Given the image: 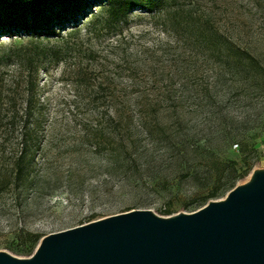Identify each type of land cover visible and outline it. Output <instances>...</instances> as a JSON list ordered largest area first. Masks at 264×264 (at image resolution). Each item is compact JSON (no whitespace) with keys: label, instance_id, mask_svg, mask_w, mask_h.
<instances>
[{"label":"rangeland","instance_id":"rangeland-1","mask_svg":"<svg viewBox=\"0 0 264 264\" xmlns=\"http://www.w3.org/2000/svg\"><path fill=\"white\" fill-rule=\"evenodd\" d=\"M84 21L38 40L64 54L39 66L26 116V83L0 62V251L19 258L40 242L30 233L222 200L228 190L210 193L232 161L248 169L235 186L264 172V0H167L110 28ZM29 40L0 31V54Z\"/></svg>","mask_w":264,"mask_h":264},{"label":"water","instance_id":"water-1","mask_svg":"<svg viewBox=\"0 0 264 264\" xmlns=\"http://www.w3.org/2000/svg\"><path fill=\"white\" fill-rule=\"evenodd\" d=\"M0 264H264V172L222 200L170 217L132 209L49 233Z\"/></svg>","mask_w":264,"mask_h":264},{"label":"trees","instance_id":"trees-1","mask_svg":"<svg viewBox=\"0 0 264 264\" xmlns=\"http://www.w3.org/2000/svg\"><path fill=\"white\" fill-rule=\"evenodd\" d=\"M167 0H0V31L26 29L30 32V40L27 43H13L0 54V62L15 64L18 68L17 75L13 77L15 85L24 81L27 86V99L24 101L23 115L30 112L29 97L32 95V87L35 77L39 72V66L46 60L60 61L64 52L59 48L42 46L38 41L43 36H49L55 32L58 24L67 18L82 15L85 17L84 24L88 27L110 28L124 21L128 14L136 8L145 9L149 12L162 10ZM89 6H94L92 10ZM90 9V11H88ZM89 12V13H88ZM77 21V19H76ZM83 24V25H84ZM82 25L74 24L67 32L76 34L80 32ZM65 52L67 53L68 50ZM54 56V57H53ZM27 72L23 75V72ZM26 77V78H24ZM15 105V103H13ZM14 113L19 114L20 109L14 107ZM232 174L228 175L222 183L214 189L210 196H217L219 189L230 191L235 187L236 181L248 172L243 169L237 173L236 162L232 161ZM166 212H170L168 209ZM32 247L42 237L32 234ZM32 247L28 252L32 251Z\"/></svg>","mask_w":264,"mask_h":264}]
</instances>
